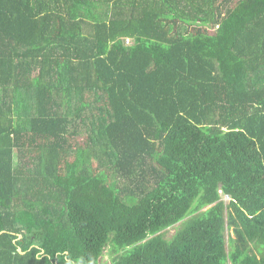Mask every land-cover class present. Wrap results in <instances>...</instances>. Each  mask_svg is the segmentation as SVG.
Returning <instances> with one entry per match:
<instances>
[{
	"label": "trees",
	"instance_id": "obj_1",
	"mask_svg": "<svg viewBox=\"0 0 264 264\" xmlns=\"http://www.w3.org/2000/svg\"><path fill=\"white\" fill-rule=\"evenodd\" d=\"M108 246L264 264V0H0V264Z\"/></svg>",
	"mask_w": 264,
	"mask_h": 264
},
{
	"label": "rangeland",
	"instance_id": "obj_2",
	"mask_svg": "<svg viewBox=\"0 0 264 264\" xmlns=\"http://www.w3.org/2000/svg\"><path fill=\"white\" fill-rule=\"evenodd\" d=\"M130 42V40L128 41V43ZM83 137V136H82ZM80 139H83V138H80ZM223 198L228 201V197H224ZM176 231V227H171L168 231H166V236L167 237H171ZM227 239H228V247H229V233L227 235ZM112 260H113V256H112V253H111V247H107L105 249V252L103 253L102 257L100 258V261L102 264H111L112 263ZM228 264H232V262H228Z\"/></svg>",
	"mask_w": 264,
	"mask_h": 264
},
{
	"label": "built area",
	"instance_id": "obj_3",
	"mask_svg": "<svg viewBox=\"0 0 264 264\" xmlns=\"http://www.w3.org/2000/svg\"><path fill=\"white\" fill-rule=\"evenodd\" d=\"M130 40V38H127V42ZM226 197H228V200H229V196L225 195Z\"/></svg>",
	"mask_w": 264,
	"mask_h": 264
}]
</instances>
